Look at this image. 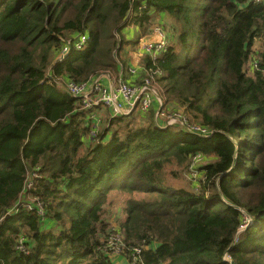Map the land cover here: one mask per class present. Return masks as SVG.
<instances>
[{
	"label": "trees",
	"instance_id": "16d2710c",
	"mask_svg": "<svg viewBox=\"0 0 264 264\" xmlns=\"http://www.w3.org/2000/svg\"><path fill=\"white\" fill-rule=\"evenodd\" d=\"M150 10L173 19L176 42L143 57L135 83L151 74L169 110L209 135L133 127L135 110L94 127L52 81L123 77L137 42L123 30ZM29 173L42 214L17 205ZM118 199L128 264L135 248V264H264V1L0 0V264H115L105 204Z\"/></svg>",
	"mask_w": 264,
	"mask_h": 264
},
{
	"label": "built area",
	"instance_id": "2783aa9c",
	"mask_svg": "<svg viewBox=\"0 0 264 264\" xmlns=\"http://www.w3.org/2000/svg\"><path fill=\"white\" fill-rule=\"evenodd\" d=\"M252 1L259 3L263 2L264 0ZM156 31L162 33L160 27H157ZM158 35L161 38L163 37V34ZM86 40L87 37L85 34L78 35V37L74 40L75 48L82 49L85 46ZM71 48L72 45L71 47H69L66 43H64L63 47L59 51L60 55L56 60L61 61ZM165 48L166 45L161 40L156 43L149 41L143 44L142 51L144 53L149 52L148 54H158L164 51ZM154 57L155 56H153L152 58ZM251 64L253 65V67L257 66L256 61H252ZM128 69L129 74H136L138 70L137 67L132 66ZM140 69H144V66L140 67ZM105 75H108L107 71L100 72L94 76H91L85 81L76 82L68 79L63 82L65 85H63L65 91L70 96L77 99L79 109H82L89 114L88 116L93 120L94 127H98L102 123L97 114L98 110L102 107L108 109L111 116H118L128 113L134 105L137 106V110L140 113H146L147 111H149V109L153 108V103L156 102L158 104V109L156 110L154 115L155 121L161 119V117H164L165 125H167L170 124V120L172 119L180 120L181 125L191 133L198 134L200 136H206L210 134L205 127H202L198 124L189 123L186 118H182V114H180V112H172L167 108V102L163 101L162 97L158 96L156 90L154 89L156 85L151 74L149 76H144L140 84H129L119 73V76L115 77V84H112L110 87L102 82V77ZM156 125L159 126L160 123L156 122ZM91 134H93V132H91ZM199 156L200 155H196L193 157V163H196L199 160ZM34 176L36 175L34 174ZM31 178V173H29L26 177L21 198L18 201L17 205L23 206L27 210L36 208L37 211L42 214V202L36 196L26 194L27 191L33 187V180ZM248 217L252 219L251 216ZM120 239L121 236L119 232L114 231L109 237V245H111L113 248L114 245H117L116 242H118ZM16 247L20 250L25 249L23 236L18 237ZM120 250L121 248L119 244L113 249L116 255L120 254ZM134 250L136 254H139L141 252V250L138 248H135ZM136 254L133 255V261L131 264H135V261L137 260ZM224 258L230 261L229 254L225 253Z\"/></svg>",
	"mask_w": 264,
	"mask_h": 264
},
{
	"label": "rangeland",
	"instance_id": "374dc122",
	"mask_svg": "<svg viewBox=\"0 0 264 264\" xmlns=\"http://www.w3.org/2000/svg\"><path fill=\"white\" fill-rule=\"evenodd\" d=\"M144 7H145V4H144V2H142V4L140 5L141 10L144 9ZM156 13L159 15L160 12H157V11H154V10H150L149 11V20L143 21L142 22L143 25H138V24L135 25V23H131V24L137 26L138 29H139V30H136V31H130V33L133 32V34H130V35H132V38H135L137 40L136 37L139 36L138 34H141V37H146L147 36V38H148L145 41H143L142 48H143V44L146 43V42H149V41H152L153 43H156V42H158V41L161 40V41L164 42V44L166 45V47L168 45H174L175 42H176V36H177L176 34H177V32H175L174 27H173V25H174L173 19H170L169 18L168 20L166 19L165 21H160L159 18L156 17L157 18L156 19V18L153 17L154 14H156ZM131 24H128V26H132ZM157 27H160L162 33H159V32L156 31ZM152 34H155V36H152ZM158 34H163V37L161 38ZM122 35L124 37H127L126 36L127 35L126 33L125 34L122 33ZM151 37H153L155 40H150ZM134 43L135 42H132L129 45H132ZM260 46H261V43L258 42V41H255V44H254L253 48H259ZM137 48H138V51H137V55L136 56H138L139 60L141 58L145 57V56H150V58H152L153 56H157L159 54V53L158 54L150 53L151 54L150 55V54H148L149 52L144 53L141 49H139L138 42H137ZM122 53H123V55H126V54H124L125 52L122 51ZM59 55H60V53L58 52V54L56 56V59H58ZM117 58L120 60V57L117 56ZM56 59H55V61H57ZM137 66H142V63L141 64H137ZM246 70H247V68H246ZM109 73L112 74V71H109ZM65 80H67V79H65ZM65 80L63 78L62 79L61 78H54L52 81L56 84V86L58 88L63 89L65 91V89H64V86L65 85L63 83ZM113 80H115V78H113ZM112 84L114 85L115 82H113ZM155 85H156V87H154V89L156 90L157 95L158 96H161L160 91H159V85H158V83L156 82ZM99 110H100V115L101 116H107V113L105 112V108L104 107H102ZM133 110H135V112H137L136 114H134V116H135V117H133L134 120H132V122H131V126H133V127H135L136 125L137 126L146 125V124L148 125L149 122H153L156 125V122H157V123H160V125L159 126L156 125V126L157 127H160V128H163V127H166V126H169V125H176V126H181V128L185 129V127L181 125L180 120L172 119V120H170V124H167V125H165V118L164 117H161V119L155 121V116H154L155 115V112H156L155 109H154V113L153 112H150V111H147L146 113H140L137 110V106L134 105L131 108V110L128 113H126V114H129ZM151 110L153 111V108H151ZM182 113L183 112L181 110L180 111V114H182ZM126 114H122V115H126ZM181 116H182V118H185L183 115H181ZM104 124H106L105 126H108L106 119H105L104 123L102 122L100 124V126H102ZM198 158H199V160L196 162V164L199 165L201 163V160L203 159V157L202 156H199ZM203 160L206 161L208 159L206 157H204ZM198 165H196V166H198ZM184 178H186V177H184ZM193 181H195V179H193ZM172 182L177 183V184H181V185H185V183L183 182V180H172ZM109 199L111 200V195L109 196ZM120 202H122V200L118 199V200L114 201L113 206H111V204H109V203H106L105 204V206H107V208L105 209L106 210L105 211V215H106L105 218H106V220H108L109 229H112L113 232L114 231H118L119 232V229H118V227H119L118 226V221H119V219H121L123 217V212L121 210V204H120ZM242 220H243V224L240 226V228L238 230V233H242L247 228V226L249 224H251L252 222H254L253 217H252V219H250L247 214H245V215L242 216Z\"/></svg>",
	"mask_w": 264,
	"mask_h": 264
},
{
	"label": "crops",
	"instance_id": "0c3cea01",
	"mask_svg": "<svg viewBox=\"0 0 264 264\" xmlns=\"http://www.w3.org/2000/svg\"><path fill=\"white\" fill-rule=\"evenodd\" d=\"M161 14V15H160ZM152 15V14H151ZM154 18H159V20L160 21H165L166 19L168 20L170 17L167 15V14H163V13H159V15L156 13V14H154V16H153ZM156 18V19H157ZM171 19V18H170ZM132 26H127L124 30H123V33L125 34H127L126 36L127 37H125L126 39H130L131 41H134V39L135 38H132V35H130V34H133V32L132 33H130V31H136V30H139L138 29V27L137 26H135V25H133V24H131ZM135 28H134V27ZM141 32V31H140ZM139 33V32H138ZM139 36L138 37H136L137 38V42H138V45H139V49H141L142 50V47H141V45H142V43H143V41H145L146 39H148L147 38V36L146 37H141V34H138ZM152 36H155V34H152ZM157 39V38H156ZM150 40H155L153 37H151V39ZM169 40V39H168ZM142 41V42H141ZM137 42H135L134 44H132V45H126L125 46V48H124V50H123V52H125L124 54H126V55H124L125 56V58H126V62H127V69L129 68V67H137L138 68V70H137V73L136 74H124V80L127 82V83H129V84H136L135 82L138 80L139 81V79H141V74H142V72H143V70L142 69H140V67H142V66H144L143 64H142V66H137V64H141V60L143 59V58H141L140 60H139V58H138V56H136L137 55V51H138V48H137ZM141 42V43H140ZM132 43V42H131ZM129 53V54H128ZM139 60V61H138ZM108 72V75H105V76H103L102 77V82L105 84V85H107V86H111L112 85V83L113 82H115V80H113V78H115L116 76H119V73H120V75H122V71H121V69L119 68V70H118V72L116 73V72H113L112 71V74L111 73H109V71H107ZM166 105H167V108L168 109H172V108H174V107H176V105H174L173 103H171V102H167L166 103ZM154 109H155V111L158 109V104L156 103V102H154L153 103V112H154ZM105 112L107 113V116H101L100 115V110H98V112H97V114H98V117L101 119V121L104 123V121H105V119L106 118H108V116H109V111H108V109L106 110L105 109ZM106 124H104V125H102V126H105ZM101 127V126H100ZM112 259H113V261L115 262V264H128L127 263V261L125 260V258L122 256V255H114V256H112Z\"/></svg>",
	"mask_w": 264,
	"mask_h": 264
},
{
	"label": "water",
	"instance_id": "95a60500",
	"mask_svg": "<svg viewBox=\"0 0 264 264\" xmlns=\"http://www.w3.org/2000/svg\"><path fill=\"white\" fill-rule=\"evenodd\" d=\"M65 43L69 46V47H71V44L66 40L65 41Z\"/></svg>",
	"mask_w": 264,
	"mask_h": 264
}]
</instances>
